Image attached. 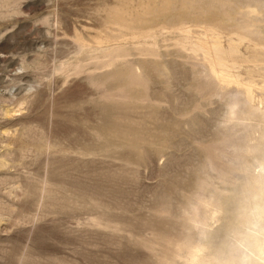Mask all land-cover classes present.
Listing matches in <instances>:
<instances>
[{"label": "rangeland", "instance_id": "374dc122", "mask_svg": "<svg viewBox=\"0 0 264 264\" xmlns=\"http://www.w3.org/2000/svg\"><path fill=\"white\" fill-rule=\"evenodd\" d=\"M256 202L264 0H0V264H264Z\"/></svg>", "mask_w": 264, "mask_h": 264}, {"label": "bare ground", "instance_id": "6f19581e", "mask_svg": "<svg viewBox=\"0 0 264 264\" xmlns=\"http://www.w3.org/2000/svg\"><path fill=\"white\" fill-rule=\"evenodd\" d=\"M258 202H259V201H258ZM255 205L260 206L259 208H257L258 210H261V211L264 210V205H263V204H262V205H261V204L259 205V204L256 202ZM253 208H254V207H253ZM251 210H253V209L251 208Z\"/></svg>", "mask_w": 264, "mask_h": 264}]
</instances>
